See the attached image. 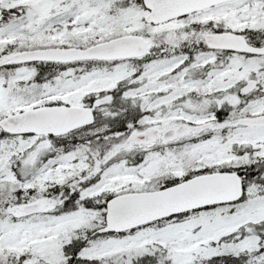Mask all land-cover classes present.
I'll return each instance as SVG.
<instances>
[{"label": "snow or ice", "instance_id": "snow-or-ice-1", "mask_svg": "<svg viewBox=\"0 0 264 264\" xmlns=\"http://www.w3.org/2000/svg\"><path fill=\"white\" fill-rule=\"evenodd\" d=\"M0 264H264V0H0Z\"/></svg>", "mask_w": 264, "mask_h": 264}]
</instances>
